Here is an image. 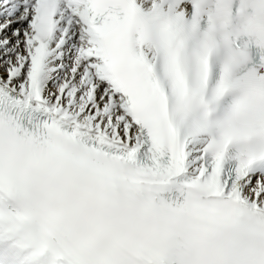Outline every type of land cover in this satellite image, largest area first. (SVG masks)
<instances>
[{
  "label": "snow or ice",
  "instance_id": "obj_1",
  "mask_svg": "<svg viewBox=\"0 0 264 264\" xmlns=\"http://www.w3.org/2000/svg\"><path fill=\"white\" fill-rule=\"evenodd\" d=\"M0 264H264V0H0Z\"/></svg>",
  "mask_w": 264,
  "mask_h": 264
}]
</instances>
